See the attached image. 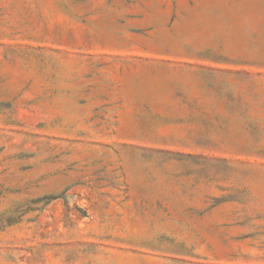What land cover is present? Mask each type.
<instances>
[{"label":"rangeland","instance_id":"rangeland-1","mask_svg":"<svg viewBox=\"0 0 264 264\" xmlns=\"http://www.w3.org/2000/svg\"><path fill=\"white\" fill-rule=\"evenodd\" d=\"M0 264H264V0H0Z\"/></svg>","mask_w":264,"mask_h":264},{"label":"trees","instance_id":"trees-1","mask_svg":"<svg viewBox=\"0 0 264 264\" xmlns=\"http://www.w3.org/2000/svg\"><path fill=\"white\" fill-rule=\"evenodd\" d=\"M49 200V199H48Z\"/></svg>","mask_w":264,"mask_h":264}]
</instances>
